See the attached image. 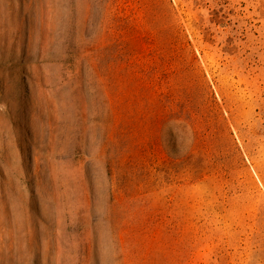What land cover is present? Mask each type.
Here are the masks:
<instances>
[{
  "label": "rangeland",
  "instance_id": "obj_1",
  "mask_svg": "<svg viewBox=\"0 0 264 264\" xmlns=\"http://www.w3.org/2000/svg\"><path fill=\"white\" fill-rule=\"evenodd\" d=\"M0 264H264V0H0Z\"/></svg>",
  "mask_w": 264,
  "mask_h": 264
}]
</instances>
